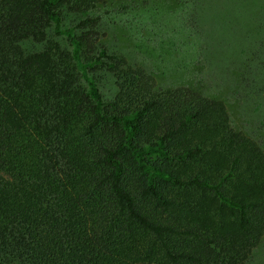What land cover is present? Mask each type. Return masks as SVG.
I'll use <instances>...</instances> for the list:
<instances>
[{"label": "trees", "instance_id": "1", "mask_svg": "<svg viewBox=\"0 0 264 264\" xmlns=\"http://www.w3.org/2000/svg\"><path fill=\"white\" fill-rule=\"evenodd\" d=\"M107 1L0 0V264H247L263 148L224 100L109 52Z\"/></svg>", "mask_w": 264, "mask_h": 264}, {"label": "rangeland", "instance_id": "2", "mask_svg": "<svg viewBox=\"0 0 264 264\" xmlns=\"http://www.w3.org/2000/svg\"><path fill=\"white\" fill-rule=\"evenodd\" d=\"M95 13L109 52L142 66L162 87L191 85L224 100L232 126L264 150V0H108ZM90 76L110 100L111 74ZM247 264H264V238Z\"/></svg>", "mask_w": 264, "mask_h": 264}]
</instances>
